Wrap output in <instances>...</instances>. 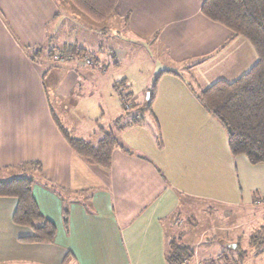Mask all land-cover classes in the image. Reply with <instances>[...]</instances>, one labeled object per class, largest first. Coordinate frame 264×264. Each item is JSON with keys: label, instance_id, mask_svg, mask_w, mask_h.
Returning a JSON list of instances; mask_svg holds the SVG:
<instances>
[{"label": "crops", "instance_id": "crops-1", "mask_svg": "<svg viewBox=\"0 0 264 264\" xmlns=\"http://www.w3.org/2000/svg\"><path fill=\"white\" fill-rule=\"evenodd\" d=\"M203 1L118 0L106 20L115 27L85 25L104 33L116 29L120 39L125 32L137 48L157 50L151 58L157 65L141 87L125 76L97 90L117 99L107 126L118 145L110 166L104 167L76 153L54 117L62 123L56 111L79 83L78 65L65 68L43 54L34 60L30 50L60 33L68 14L65 0H0V177L7 179L14 171L21 175L24 164H40L33 193L40 211L57 228L51 243L21 241L32 230L13 221L17 199L1 197L0 264H169L172 240L189 247L187 241L198 237L194 257L187 262L193 264L207 228L199 233L198 219L186 216L195 205L250 213L243 226L264 208V163L252 165L246 156L233 155L226 129L197 96L218 80L232 81L248 72L256 63L252 44L208 18ZM65 41L60 46L81 44ZM110 48L119 66V58L127 55L118 46ZM161 72L151 111L126 127L122 118L116 127L124 114L115 84L124 81L132 101L142 106L150 95L143 103L141 97ZM52 91L60 101L56 111ZM99 120L77 136L96 143L102 137ZM222 168L229 171L224 186ZM224 225L206 224L211 231Z\"/></svg>", "mask_w": 264, "mask_h": 264}, {"label": "trees", "instance_id": "trees-1", "mask_svg": "<svg viewBox=\"0 0 264 264\" xmlns=\"http://www.w3.org/2000/svg\"><path fill=\"white\" fill-rule=\"evenodd\" d=\"M68 1H71L95 22L101 23L115 13L118 0ZM202 11L211 20L230 29L233 33L232 37H245L253 45L258 59L252 68L239 78L232 81L218 80L206 89L200 90L197 96L204 107L226 129L232 154L235 156L244 155L252 164L264 163V0H204ZM30 50L32 56L36 57L39 54V49ZM57 51L59 55L55 56H58L57 60L62 61L77 59L81 62L85 61L87 57H91L86 48L76 43L64 44ZM55 52V48H53L49 55L53 57ZM95 62L96 58L92 64H89L92 66ZM162 74L163 72L158 73L155 77L150 88L149 100L145 106L133 102L134 106H139L138 108L145 112H142L140 116H132L130 120H124L122 127L140 122L145 118L146 112L151 111L157 83ZM126 97V100L120 97L124 107L131 99L130 94ZM54 117L70 146L86 162L104 167L110 166L112 152L118 145L112 132H106L102 128V137L95 143L75 137L59 122L55 115ZM122 118L123 116L118 118L115 122L116 126ZM33 168L41 170L40 164L31 162L20 168L21 175L17 174L18 171H14V174L7 179L0 177V198L14 197L17 199L13 221L17 225L26 226L32 230V234L22 236L21 241L51 243L55 240L57 228L54 221L46 217L38 206L33 193L35 177L28 173ZM12 169L19 170L18 167ZM250 241L255 249L262 248L260 251L263 252L264 235L253 236ZM236 248H240V243H237ZM234 254L230 250L222 252L219 255L222 256V260L220 257L211 258L202 264H239L247 252L243 251L242 255L236 258ZM70 257L71 255H68L65 261H68ZM193 257L194 253L189 247L177 240L171 241L170 251L167 255L169 264H188L187 262Z\"/></svg>", "mask_w": 264, "mask_h": 264}, {"label": "rangeland", "instance_id": "rangeland-1", "mask_svg": "<svg viewBox=\"0 0 264 264\" xmlns=\"http://www.w3.org/2000/svg\"><path fill=\"white\" fill-rule=\"evenodd\" d=\"M63 6V8L66 10L64 12L68 14L66 16L64 25L60 28V33L54 38L47 36L45 44L41 47L35 46V49H39L38 55L43 54L42 56L45 59L53 58L52 60L55 62L59 61L61 66L65 64V68L75 66V64L78 65L80 79L79 83L73 90V95H70V100L67 99L64 102L68 103L69 106L67 104L61 103L62 108L56 111V109L59 108L60 101L54 91L50 93L51 101L56 113L61 119L63 126L75 137H78L77 135L80 134L84 135V133L89 130L91 121L93 122L98 118L100 120L97 124V127L100 128L102 126L104 131L112 132L111 127H108L107 125L108 122L110 123L109 119L113 115V110L115 108L114 105L115 102L117 103V99H115L114 102V100L110 98L109 95H100V92H97L99 86L102 85V89L104 90L106 87H108L107 84L112 82V80H118L127 76L136 87H141L143 80L150 76L149 72H151V69L157 65L156 61L151 60L152 57H156L157 50L147 45L137 48V46H135L134 40L126 36L128 35L127 33H122L123 39H120L122 38L121 34L119 35L116 29H114L115 31L113 30L109 33H104L103 31H90L85 25L94 24L96 27L99 26V28H103L104 26L111 25L107 24L108 21L106 20L108 18L105 21L98 23L86 15L71 1L65 0V4H63ZM111 26L115 27V23H113ZM65 40H77L79 43H83L84 47H91L89 54L92 58L87 57L85 61L81 62H79L77 59H74V61H70L71 63L57 60L58 56L56 57L55 55H59L57 50H59L61 47L60 44L63 43V41L66 42ZM101 45L103 46L101 47ZM116 46L119 47L121 52H124L127 55L126 57L119 58V66L115 65L118 60L115 59L114 53L110 48H114ZM250 46L253 51L254 59L257 61V53L253 45ZM53 47L56 51L54 53L55 57H49V53ZM99 49H101V51ZM36 57L32 56L34 60H36ZM95 58L96 62L94 64L96 65L93 64L94 66H91L89 63L92 64ZM94 68L98 69L96 70ZM100 69L102 72L99 71ZM92 72L94 73L93 76L91 75ZM123 86H125V89H128L124 82H118L116 83L115 90L118 93L119 91L122 92L120 88ZM195 87L198 86L195 84ZM145 99H148V92L145 96L141 97L142 103L145 101ZM71 100H73V102H71L72 104L70 103ZM145 104L146 103L142 104V106H145ZM127 105L128 106L126 107L123 105L121 106L124 114L123 120H130L132 116H140L142 112H145V110L138 108L139 106H134L132 99L127 101ZM146 121L149 120L147 119ZM237 167L238 173H243L242 166L238 165ZM40 172L41 170L33 168V170L28 173L38 176ZM228 172L229 171H224L222 168L224 178L221 179V181L223 186L229 180ZM210 207L211 208L208 209L202 204H197L190 214H186L190 220L192 218L198 219L199 233L202 226L205 225V228L209 227L206 226L207 223L208 225H217L218 223L223 225L225 223L224 226H221L224 228L223 230H219L220 226H217V230L215 229V226H213V231L206 228L203 235L205 238L202 241L203 243L200 244L198 248L199 255L195 257L193 264H196V262L200 263L206 258L220 257L219 255L222 252H228L229 250L235 253V258L240 257L239 255H242L243 251L247 252V255L241 262H239V264H262L264 262V250L261 252L260 250H262V248L255 249L250 239L253 236H258L261 234L264 235V213L262 212V209L264 211V208L253 213L254 220L252 223H249L247 226H243V224L240 223L244 221L247 222V220L251 218L250 213H244L242 210L235 208H227V206L224 205H213ZM66 208L69 209L68 205H66ZM260 212L262 213L260 214ZM224 214L226 215L224 216ZM187 217H180L182 222H185L184 226H188L189 221L187 220ZM229 225L234 226L229 229V227H231ZM192 234L193 233H190L189 235ZM227 239H231L233 242H230ZM237 240H240L239 249L236 248ZM196 241H199L198 237L194 240L192 239L191 241H187V244L193 253L197 247ZM263 246L261 245V247ZM220 258L221 260L223 259L222 256Z\"/></svg>", "mask_w": 264, "mask_h": 264}, {"label": "built area", "instance_id": "built-area-1", "mask_svg": "<svg viewBox=\"0 0 264 264\" xmlns=\"http://www.w3.org/2000/svg\"><path fill=\"white\" fill-rule=\"evenodd\" d=\"M88 63V62H87ZM121 90H122V92H120L119 91V93H118V96H119V98L120 97H122L124 100H126L127 99V97H126V95H128L129 94V91H128V89H125V86H123L122 88H120ZM126 106H128L127 104H126Z\"/></svg>", "mask_w": 264, "mask_h": 264}, {"label": "water", "instance_id": "water-1", "mask_svg": "<svg viewBox=\"0 0 264 264\" xmlns=\"http://www.w3.org/2000/svg\"><path fill=\"white\" fill-rule=\"evenodd\" d=\"M148 95H150V93Z\"/></svg>", "mask_w": 264, "mask_h": 264}]
</instances>
